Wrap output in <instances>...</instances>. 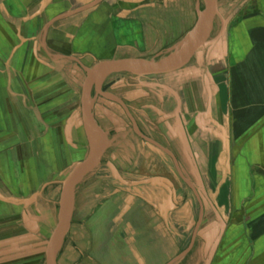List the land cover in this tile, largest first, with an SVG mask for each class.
<instances>
[{
  "label": "crops",
  "instance_id": "crops-1",
  "mask_svg": "<svg viewBox=\"0 0 264 264\" xmlns=\"http://www.w3.org/2000/svg\"><path fill=\"white\" fill-rule=\"evenodd\" d=\"M206 2L0 0V264H48L69 191L76 214L103 167L117 201L107 264H264V0H217L211 36L180 69L113 73L85 93L101 63L164 61ZM207 80L202 120L226 142L196 120Z\"/></svg>",
  "mask_w": 264,
  "mask_h": 264
},
{
  "label": "water",
  "instance_id": "water-1",
  "mask_svg": "<svg viewBox=\"0 0 264 264\" xmlns=\"http://www.w3.org/2000/svg\"><path fill=\"white\" fill-rule=\"evenodd\" d=\"M216 13H217V0H207L205 9L199 13L197 23L195 24V26L190 31V33L188 34V36L186 37L185 41L182 44V46H185L183 54L180 57H178L176 60H173L172 62H164L163 60L155 61L153 59L149 60L144 58H130V59L112 60V61H107L105 63H101L95 66L90 71L85 84V93L90 89V87H92L93 84H96L98 88L101 80L104 77L113 73L129 72L132 74H136L138 76H151V75L166 74L175 71L177 69H180L191 59L195 51L199 49L201 46H203L211 36ZM206 84H207V93H208V109L197 116L196 119L197 123L202 130L214 133L216 136L221 137L224 140V142H226L224 136H221L213 128L209 126H205L204 121L202 120V117L211 116L213 112V106H212L213 91L211 89V86L209 85L208 80L206 81ZM157 180L163 181L165 179L162 177H153L151 178V180H147V182H154ZM138 195L141 198L149 201L142 194H138ZM215 196L216 195L214 194L213 198H215ZM215 204L217 206L216 201ZM73 207H74V194L70 190L66 209L64 210L62 218L59 222V226L57 227V230L55 231L52 237L48 264H57L58 245L70 227L71 218L73 214ZM61 235H62V239H60ZM192 247L193 244L187 250H185L183 253H181L175 259H173L172 262L170 263H174L180 258H182L192 249Z\"/></svg>",
  "mask_w": 264,
  "mask_h": 264
},
{
  "label": "rangeland",
  "instance_id": "rangeland-1",
  "mask_svg": "<svg viewBox=\"0 0 264 264\" xmlns=\"http://www.w3.org/2000/svg\"><path fill=\"white\" fill-rule=\"evenodd\" d=\"M179 47L180 48L177 51L175 50L176 48L169 50V52L166 51V53L162 57V58H166L164 60V62H169L172 59V57L174 58L182 49V47H183L182 44L179 45ZM71 71L72 70L67 69V75L69 73H71ZM82 75H83V73H82ZM82 75H81V77H82ZM132 80L138 81L136 84L141 83V81H142L141 79L136 78V77L135 78L132 77ZM143 80L154 81V80H156V78L155 79L149 78V79H143ZM157 80H159V79H157ZM152 81H147L146 83H151ZM127 122H128V120H127ZM97 135H98L97 140H96V137L94 135L93 136H94L95 142L98 143L100 140L98 131H97ZM93 146H94V148H96L95 143ZM104 172H105V170L103 167V170L100 171V173L97 174V176L95 178H90L87 182L85 181L86 183L83 184L84 187H85V185L86 186L90 185V189H88L86 191L83 190V193H80L78 195L79 203L77 204L78 208L76 209V214L75 213L73 214L72 219H71V225H70L68 231L66 232V234L64 236L65 238H64L63 247H62V252H64V255L62 254L63 255V256H61L62 258L64 256H67L66 252L69 253L70 250L73 251L75 249H78V247H81V249L86 251L87 244L85 241H92V243H88V245H90L91 247L87 250L92 252V254L97 257L98 261L101 264H107L105 257H109V255H112L111 252L106 251V249L108 248V241L111 240V239H109V236H106V235H109V233H110V228H108L107 222H108V219L110 218V215H111L110 212H112V209H114L113 202L115 201V199H111L107 196H109V195L111 196L112 193L116 192L115 191L116 186L114 185V183L112 182L111 179L106 178L105 175L102 174ZM113 185H114V187H113ZM108 187H111V188L107 190ZM106 194H108V195H106ZM91 202L92 203L94 202L92 210L84 209L82 207L85 205H87V206L91 205V204H89ZM116 202H114V204ZM65 206H66V204H65ZM81 208H83V209L80 210ZM96 216L97 217L99 216V218L101 220L96 219ZM212 216L216 218L215 214H212ZM93 226H95V227H93ZM147 231H149V230H147ZM163 232L168 233L166 226L163 227ZM169 232H170V230H169ZM150 233L152 235H155V234L157 235V232L155 229H152L150 231ZM73 234L80 236V238H81L80 242H78L77 240H75L73 238ZM170 234H171V232H170ZM89 235H91L92 239L94 238L96 241L94 239L93 240L89 239ZM84 236H86L87 238L85 239ZM94 236H96V237H94ZM153 239H154V237H153ZM195 244L201 248V246H202L201 237H197V241ZM200 248L197 251H199ZM67 250H69V251H67ZM69 256L71 259H70V262H67V264H72L75 256L72 255V252H71V254L69 253ZM77 256L78 255H76V257ZM117 263L119 264V261ZM35 264H41V263L35 262ZM85 264H91V262L88 261V259H85Z\"/></svg>",
  "mask_w": 264,
  "mask_h": 264
},
{
  "label": "flooded vegetation",
  "instance_id": "flooded-vegetation-1",
  "mask_svg": "<svg viewBox=\"0 0 264 264\" xmlns=\"http://www.w3.org/2000/svg\"><path fill=\"white\" fill-rule=\"evenodd\" d=\"M126 78V80H125V83H126V85H129V86H135L136 85V83L134 82H131L129 79H128V75L127 76H125ZM98 97H101V98H104V99H108V100H110V101H112V102H114L115 104H119V101L116 99V98H114V97H109V96H107V97H105V96H103V95H98ZM118 102V103H117ZM126 110V109H125ZM132 124H133V126L135 125L134 124V122L132 121ZM139 132V136L143 139V142H155V140H152L151 139V137H149L147 134H145V133H143V132H141V131H138ZM139 186H141V184L139 183V182H136V183H131V188L133 189V188H135V189H133L132 191H131V194L133 195H136V197H140L138 194H142L141 193V191H140V188L138 189V187ZM143 195V194H142ZM144 196V195H143ZM141 198V197H140ZM145 198H147L146 196H145ZM148 199V198H147ZM64 238L65 237H63V239H62V236H61V238L60 239H62V241H64ZM88 243H92V241H87L86 242V244H87V246H86V251H84L83 249H81V247H78V249H76V255H78L77 257H76V259L73 261V263L72 264H85V259H88V261H90L91 262V264H101L99 261H98V259H97V257L96 256H94L93 254H92V252H90V251H88L87 249H89L91 246L90 245H88ZM62 247H63V242H62ZM62 247H61V252H59V255L57 256L58 258H60L61 257V255L63 254V252H62ZM88 252V253H87ZM58 258H57V262H58Z\"/></svg>",
  "mask_w": 264,
  "mask_h": 264
},
{
  "label": "bare ground",
  "instance_id": "bare-ground-1",
  "mask_svg": "<svg viewBox=\"0 0 264 264\" xmlns=\"http://www.w3.org/2000/svg\"><path fill=\"white\" fill-rule=\"evenodd\" d=\"M184 49H185V46H184V48L174 57V58H172L169 62H172L173 60H176L178 57H180L182 54H183V52H184ZM90 129L92 128V127H89ZM90 138H91V140H92V142L93 143H95L96 144V147L99 145L97 142H95V139H94V137L92 136L91 137V134H90ZM96 140H97V137H96ZM62 236V235H61Z\"/></svg>",
  "mask_w": 264,
  "mask_h": 264
},
{
  "label": "trees",
  "instance_id": "trees-1",
  "mask_svg": "<svg viewBox=\"0 0 264 264\" xmlns=\"http://www.w3.org/2000/svg\"><path fill=\"white\" fill-rule=\"evenodd\" d=\"M200 247L198 245L195 244L194 248L192 249V252H198L197 250L199 249Z\"/></svg>",
  "mask_w": 264,
  "mask_h": 264
}]
</instances>
